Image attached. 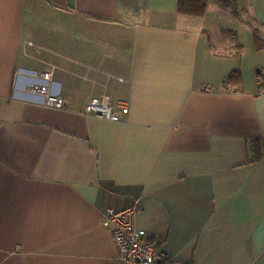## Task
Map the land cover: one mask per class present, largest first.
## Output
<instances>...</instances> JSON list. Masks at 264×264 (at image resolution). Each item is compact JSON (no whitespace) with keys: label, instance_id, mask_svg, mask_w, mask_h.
I'll list each match as a JSON object with an SVG mask.
<instances>
[{"label":"crops","instance_id":"crops-1","mask_svg":"<svg viewBox=\"0 0 264 264\" xmlns=\"http://www.w3.org/2000/svg\"><path fill=\"white\" fill-rule=\"evenodd\" d=\"M177 4L0 0V264H114L135 197L169 264H264V0Z\"/></svg>","mask_w":264,"mask_h":264},{"label":"built area","instance_id":"built-area-1","mask_svg":"<svg viewBox=\"0 0 264 264\" xmlns=\"http://www.w3.org/2000/svg\"><path fill=\"white\" fill-rule=\"evenodd\" d=\"M50 73L43 72L41 77L47 80ZM37 91L44 98L43 104L48 109H60L64 100L50 92L46 85H41ZM127 104L122 100H110L105 95L93 97L84 105V113L111 122H120V115L127 113ZM142 199L135 197L132 204L121 211L108 209L101 216L102 226L107 227L111 233L116 249L114 264H169L170 258L162 255L150 243L145 232L135 228L134 216L142 208Z\"/></svg>","mask_w":264,"mask_h":264},{"label":"trees","instance_id":"trees-1","mask_svg":"<svg viewBox=\"0 0 264 264\" xmlns=\"http://www.w3.org/2000/svg\"><path fill=\"white\" fill-rule=\"evenodd\" d=\"M205 2L206 0H178L176 6H178V11L180 13L199 16L203 12Z\"/></svg>","mask_w":264,"mask_h":264},{"label":"rangeland","instance_id":"rangeland-1","mask_svg":"<svg viewBox=\"0 0 264 264\" xmlns=\"http://www.w3.org/2000/svg\"><path fill=\"white\" fill-rule=\"evenodd\" d=\"M40 88V87H39Z\"/></svg>","mask_w":264,"mask_h":264}]
</instances>
